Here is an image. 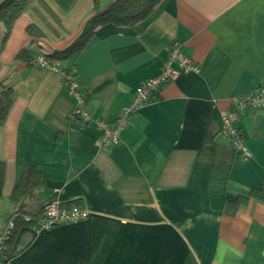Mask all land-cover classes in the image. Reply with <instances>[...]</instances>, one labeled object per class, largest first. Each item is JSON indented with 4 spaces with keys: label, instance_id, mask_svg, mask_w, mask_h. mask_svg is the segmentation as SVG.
Returning <instances> with one entry per match:
<instances>
[{
    "label": "crops",
    "instance_id": "1",
    "mask_svg": "<svg viewBox=\"0 0 264 264\" xmlns=\"http://www.w3.org/2000/svg\"><path fill=\"white\" fill-rule=\"evenodd\" d=\"M102 1L98 11L114 0ZM96 13L92 0L69 11L27 0L4 44L0 22V91L4 84L15 93L0 127V227L16 208L11 194L27 166L40 182L24 198L25 212L55 201L89 211L39 232L19 225L4 264H264V203L251 198L226 213L228 201L264 181V110L239 122L249 160L219 133L232 99L264 89V0H162L135 25L97 26L58 70L33 64L70 46ZM31 24L43 35L29 34ZM176 43L199 71L181 73L129 115L117 144L104 149L94 121L71 118L78 101L63 70L76 69L93 119L115 127ZM23 49L31 65L17 57Z\"/></svg>",
    "mask_w": 264,
    "mask_h": 264
},
{
    "label": "built area",
    "instance_id": "2",
    "mask_svg": "<svg viewBox=\"0 0 264 264\" xmlns=\"http://www.w3.org/2000/svg\"><path fill=\"white\" fill-rule=\"evenodd\" d=\"M33 64L41 68L60 69L58 61L48 59L45 56H36ZM199 66L190 57L182 52L181 45L176 43L170 49L168 58L164 62L158 75L145 79L136 89L132 103L123 108L117 125H112L101 119H93L87 107V100L80 93V81L76 69L63 70V83L69 95L77 98L78 104L71 114V118L87 124L94 121L101 131V147L107 149L114 146L120 140L126 119L132 113L137 112L143 105L159 99L162 87L178 79L181 73L198 72ZM264 110V89L256 87L251 91L232 99L228 108L221 113L220 135L227 140L239 153L244 161L249 160L252 154L246 146L244 135L239 126L240 120L249 113ZM89 215L88 209L82 205L68 204L59 201L50 202L44 205L42 210L31 216L22 214V225H27L31 229L39 232L48 230L56 226L77 223L86 219ZM17 212L7 216L5 225L0 227V264H4V254L12 238L13 232L18 227Z\"/></svg>",
    "mask_w": 264,
    "mask_h": 264
},
{
    "label": "trees",
    "instance_id": "3",
    "mask_svg": "<svg viewBox=\"0 0 264 264\" xmlns=\"http://www.w3.org/2000/svg\"><path fill=\"white\" fill-rule=\"evenodd\" d=\"M63 11H69L73 8L77 0H53ZM162 0H114L110 6L104 11H98L100 0H92L97 13L88 21V29L81 34L70 46L63 50H57L53 53L47 54L48 59L61 61L70 55H73L83 49L88 39L91 37L95 28L104 24H115L118 26H132L145 19H147L156 6ZM27 0H3L0 3V22L5 26V33L3 36V44L9 38L13 25L17 18L23 13ZM27 31L31 35L42 36L43 33L34 24L28 25ZM19 59L32 64V57L29 50L23 49L17 56ZM15 101V93L10 85H1L0 91V127L6 122L9 110ZM5 176V163L0 160V194ZM39 171L33 166H27L21 178L19 185L12 191L11 198L15 203L16 208L13 212H17L18 226L22 225V214L36 216L37 214H30L24 211V198L26 195L36 187L39 182ZM253 198L257 202L264 203V181L259 188H254L250 191L248 196H238L233 200L227 202L226 213L229 216L235 215L243 207H245L249 200ZM68 204H75L78 201L67 202ZM12 212V213H13ZM11 214V213H10ZM27 226V225H26ZM29 227V226H28ZM57 227V226H56ZM16 230L12 234L11 243ZM9 245L6 249L8 250ZM5 251V252H6Z\"/></svg>",
    "mask_w": 264,
    "mask_h": 264
},
{
    "label": "rangeland",
    "instance_id": "4",
    "mask_svg": "<svg viewBox=\"0 0 264 264\" xmlns=\"http://www.w3.org/2000/svg\"><path fill=\"white\" fill-rule=\"evenodd\" d=\"M103 1H105V0H103ZM103 1H102V2H103Z\"/></svg>",
    "mask_w": 264,
    "mask_h": 264
}]
</instances>
